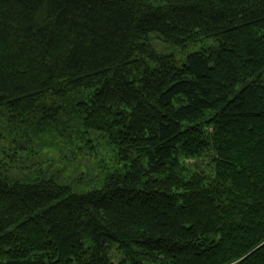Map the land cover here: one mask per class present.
Wrapping results in <instances>:
<instances>
[{"label": "trees", "instance_id": "trees-1", "mask_svg": "<svg viewBox=\"0 0 264 264\" xmlns=\"http://www.w3.org/2000/svg\"><path fill=\"white\" fill-rule=\"evenodd\" d=\"M0 264H264V0H0Z\"/></svg>", "mask_w": 264, "mask_h": 264}, {"label": "rangeland", "instance_id": "rangeland-1", "mask_svg": "<svg viewBox=\"0 0 264 264\" xmlns=\"http://www.w3.org/2000/svg\"><path fill=\"white\" fill-rule=\"evenodd\" d=\"M151 43L152 45L156 48V50H158L159 52L163 53V54H173V56L176 58V60H178L179 62H183L187 55L191 52L197 51L200 48V45H196L193 47H190L188 49H181V48H174L166 43H164L163 41H161L160 39H158V37H152L151 39ZM212 43V42H211ZM100 146H102L104 149H100L102 152V156H111L112 155V151L110 150L109 147L105 146V144H100ZM86 151V146L84 145V149L82 152L79 153V158L82 156V154ZM210 159L209 158H205L200 160L198 163L196 164H200L202 166H209L207 164H209ZM189 163H193L195 164V162L193 161H189ZM113 254H116V252H112Z\"/></svg>", "mask_w": 264, "mask_h": 264}]
</instances>
